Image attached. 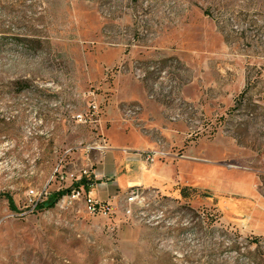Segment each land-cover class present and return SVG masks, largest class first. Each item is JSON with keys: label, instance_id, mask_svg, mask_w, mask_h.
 Wrapping results in <instances>:
<instances>
[{"label": "rangeland", "instance_id": "obj_1", "mask_svg": "<svg viewBox=\"0 0 264 264\" xmlns=\"http://www.w3.org/2000/svg\"><path fill=\"white\" fill-rule=\"evenodd\" d=\"M161 78L170 89L150 100L181 123L182 141L148 136L181 152L194 141L264 197V0H0V264H264V234L244 224L264 211L228 215L225 198L249 200L218 188L174 197L144 186L151 205L132 203V214L128 189L106 216L54 201L95 180L111 135L131 129L120 112H144L124 96L157 95ZM92 102L99 115L79 121ZM178 110L187 121L170 122ZM45 187L36 203L30 190Z\"/></svg>", "mask_w": 264, "mask_h": 264}, {"label": "crops", "instance_id": "obj_2", "mask_svg": "<svg viewBox=\"0 0 264 264\" xmlns=\"http://www.w3.org/2000/svg\"><path fill=\"white\" fill-rule=\"evenodd\" d=\"M123 99L131 103L139 102L144 106V112L140 116L142 125L156 131L160 129L170 141L173 139L177 143L182 141V137L177 135V132L183 128L181 123L175 126L169 124L163 117L160 106L148 99L143 91L139 89L129 91ZM120 121L130 127V131L118 130L111 135L110 143L94 170L95 184L92 191L100 199H109L121 190L138 185L153 187L174 197L181 195V189L185 185H204L210 189L218 188L248 198V202L243 199L225 198L223 205L225 204L228 215L243 216L246 211H251L253 214L264 211V197L258 193L256 180L252 175L237 174L216 161L202 159L198 154L210 152L201 150L194 141L184 147L185 158L170 157L152 166L147 165L134 151L153 147L154 138L145 134L139 127L124 123L121 120V112ZM169 148L173 147L169 146ZM195 163H208L210 166L208 169L199 170ZM209 178L222 182L209 183ZM203 181L205 183H202ZM244 224L258 235L264 234V219L246 220Z\"/></svg>", "mask_w": 264, "mask_h": 264}, {"label": "built area", "instance_id": "obj_3", "mask_svg": "<svg viewBox=\"0 0 264 264\" xmlns=\"http://www.w3.org/2000/svg\"><path fill=\"white\" fill-rule=\"evenodd\" d=\"M136 77L138 79L144 78V75L141 74L140 72H137ZM163 78L160 79L159 82H157V95H150L148 94L149 99H157L160 95L168 93V90L170 88L163 89L162 88V81ZM88 95H94L93 91H89ZM181 98H177L176 100L180 103H183ZM184 104V103H183ZM188 105V110H192L193 107L190 104ZM93 110L92 115L89 116L88 114L85 116L83 113L78 114L77 118L79 121H88V119H92L94 115H99V109L98 105L96 102H92L90 106ZM143 112V108L140 104H131L128 107H126L124 110L121 112V120L124 123H131L136 127H139L145 134H152L156 130L155 129H150L140 123V116ZM187 114L183 112L182 110H178L176 112H173L169 115L168 119L170 122L175 123L178 121H187ZM155 130V131H154ZM194 134L193 129L190 127L187 137L190 138ZM158 136V135H157ZM154 138V146L145 150H136L134 151L136 154H138L147 165H154L158 161H163L166 160L170 157H174L176 159H181L185 158L186 156L183 154L181 151H176L173 148H169L167 142L162 136ZM103 147H99L98 149H102ZM125 151V150H124ZM87 171H84V174H86ZM56 175L52 177V179H57L60 183L66 182L68 179V176L66 173H62L60 170H57ZM87 180H93L92 178L87 179ZM94 184H89L88 186L86 184H81L78 187L74 188H63L64 190H58V191H66V194L64 195L65 198L69 199L71 202L77 201V200H82L86 206L87 211L90 214L93 215H108L113 211L114 208V203L112 202L111 199H100L97 197L93 191L92 187ZM63 187V186H62ZM144 186L138 185V186H133L128 188V190L124 194V200L126 204H129V208H127L128 214H132V210L130 208V205L132 203L139 204L141 207H145L146 205L150 206L151 203L146 202V198L144 195V191L141 190ZM146 188V187H145ZM30 195L34 197L36 203L40 201L42 198H46L48 194L50 193L49 190L45 187L43 190L38 191L35 189L30 190Z\"/></svg>", "mask_w": 264, "mask_h": 264}, {"label": "trees", "instance_id": "obj_4", "mask_svg": "<svg viewBox=\"0 0 264 264\" xmlns=\"http://www.w3.org/2000/svg\"><path fill=\"white\" fill-rule=\"evenodd\" d=\"M82 184H86L87 186L89 184H95V181L94 180H87V179H84L81 181ZM186 187L182 188L181 189V194L184 196V197H187L185 195V191H186ZM55 196L53 197L54 198V201H58L61 197H63L65 194H66V191H55L54 192Z\"/></svg>", "mask_w": 264, "mask_h": 264}]
</instances>
